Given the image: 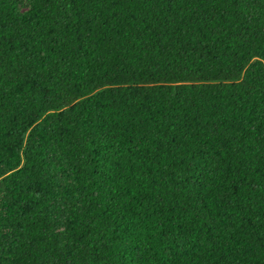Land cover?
Returning <instances> with one entry per match:
<instances>
[{"label": "trees", "instance_id": "16d2710c", "mask_svg": "<svg viewBox=\"0 0 264 264\" xmlns=\"http://www.w3.org/2000/svg\"><path fill=\"white\" fill-rule=\"evenodd\" d=\"M0 264H264V0H0Z\"/></svg>", "mask_w": 264, "mask_h": 264}, {"label": "rangeland", "instance_id": "374dc122", "mask_svg": "<svg viewBox=\"0 0 264 264\" xmlns=\"http://www.w3.org/2000/svg\"><path fill=\"white\" fill-rule=\"evenodd\" d=\"M27 9V6L25 5H20L18 6V10L20 12H23ZM258 60V59H254L253 61ZM51 160L55 163V165L58 167L56 169V179L59 182L60 188L63 190L66 187L71 185V180L69 179V176L67 174H63L60 171V168L65 169L66 164L65 162L60 159L59 157L53 156L51 157ZM66 207H67V202L64 196H60L57 197L52 205L51 208L53 210V213L55 214V216L57 217V224L56 227L57 229H59L60 231H63L64 227H65V214H66Z\"/></svg>", "mask_w": 264, "mask_h": 264}]
</instances>
